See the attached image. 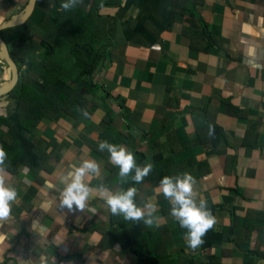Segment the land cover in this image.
<instances>
[{
  "label": "crops",
  "instance_id": "obj_1",
  "mask_svg": "<svg viewBox=\"0 0 264 264\" xmlns=\"http://www.w3.org/2000/svg\"><path fill=\"white\" fill-rule=\"evenodd\" d=\"M26 1L0 0V23ZM118 1L87 0L82 9L91 10L84 23H97L95 32L111 42L92 75L101 86L96 95L105 97L87 118H44L27 134L49 157V172L19 166L8 173L19 195L12 220L0 226L7 234L0 244L4 264H31L41 253L49 264H137L127 249L102 236L121 230L110 224L102 199L90 200L84 211L59 205L62 177L83 159L100 166V176L90 181L94 192L100 183L119 187L105 160L79 138L98 143L108 126L134 136L143 162L158 156L155 174L164 161L174 171H188L200 197L219 206L203 250L188 247L186 229L157 195L159 182L144 200L157 201L160 228L125 221L123 229L136 239L149 233L152 248L150 240L162 234L157 228H166L171 244L165 253L176 264H264V0ZM53 5L35 0L28 19L38 24ZM4 104L2 96L0 115L9 112L3 113Z\"/></svg>",
  "mask_w": 264,
  "mask_h": 264
},
{
  "label": "trees",
  "instance_id": "obj_2",
  "mask_svg": "<svg viewBox=\"0 0 264 264\" xmlns=\"http://www.w3.org/2000/svg\"><path fill=\"white\" fill-rule=\"evenodd\" d=\"M78 4V9L58 11L61 0H54L52 8L44 13L38 24L27 19L22 27L10 28L2 31L6 42H11L10 56L23 69L18 70L16 83L7 93L13 100L11 108L6 115H0V145L8 152V173H14L19 166H25L32 171L44 170L49 172L52 166L49 157L42 152L27 134H33L40 121L44 118L54 120L64 115L71 121L87 118L93 108L97 107L101 97L96 95L101 86L92 78L98 64L108 56L110 40L104 34L96 33L98 26L93 23L85 24V18L91 12H83L84 2ZM112 5H118V0H110ZM118 1V2H117ZM80 8V9H79ZM94 27V28H93ZM105 95L102 97V99ZM101 99V100H102ZM100 100V101H101ZM108 113L106 112L105 115ZM107 125L111 118L103 117ZM220 135V134H219ZM218 135V136H219ZM102 140L112 143H126L137 158V163H143V156L134 149V136L122 135L112 130L110 126L99 135ZM97 155L105 160L110 178L119 186L118 168L109 161L107 152H100L97 142L84 138L79 134ZM217 141L216 136H212ZM158 156L151 157L154 168L143 183L135 184L137 188V203L144 200L145 194L156 186L164 175L180 173L173 170L166 161L160 165L159 174L154 170L159 167L156 163ZM115 174V176H114ZM116 177V178H114ZM159 178V179H158ZM158 179V180H157ZM128 187V185H124ZM212 213L219 206H208ZM166 208H163V212ZM110 224L121 227L119 232L102 233L105 239L117 243L119 247L127 249L137 260V264H176L175 260L168 259L165 249L171 244L167 229L155 241H148L146 233L143 239L134 238L133 231L128 232L122 228L125 222L122 217L110 213ZM250 230V229H248ZM209 230L203 237L204 243L199 247L203 250L209 246L213 237ZM226 231H230L228 228ZM249 234V232H248ZM152 236L153 233H150ZM225 236L219 238L223 240ZM179 256L176 257V260Z\"/></svg>",
  "mask_w": 264,
  "mask_h": 264
},
{
  "label": "clouds",
  "instance_id": "obj_3",
  "mask_svg": "<svg viewBox=\"0 0 264 264\" xmlns=\"http://www.w3.org/2000/svg\"><path fill=\"white\" fill-rule=\"evenodd\" d=\"M82 0H61L58 11L74 9ZM98 151L109 154L110 163L118 168V184L115 190L104 183L96 186L94 192L90 185L93 178L100 176V166L95 159H83L73 164L62 177L63 187L59 189V205L69 211H84L90 200L102 199L113 216L122 217L127 222L143 223L148 228L159 227L158 203L155 199H145L137 203L135 184L143 183L152 172L154 164L150 159L137 163L134 153L124 144H116L108 140H99ZM8 152L0 145V226L11 221L12 205L18 199V190L8 182ZM128 185V187H124ZM49 187H54L49 185ZM159 193L170 204L169 215L186 229V243L195 250L203 243V237L216 224V217L205 199L196 190V179L188 171L174 175H164L159 181ZM51 201H46L50 203ZM7 239V234L0 232V244ZM0 264H4L0 255ZM31 264H49V258L41 253L31 260Z\"/></svg>",
  "mask_w": 264,
  "mask_h": 264
},
{
  "label": "water",
  "instance_id": "obj_4",
  "mask_svg": "<svg viewBox=\"0 0 264 264\" xmlns=\"http://www.w3.org/2000/svg\"><path fill=\"white\" fill-rule=\"evenodd\" d=\"M34 1L35 0H27L26 4L20 12L13 15L10 19L0 23V61H3L6 66L4 79L0 84V96L8 93L11 90V88L16 83L18 77V67L11 60L8 54V47L3 38L1 37V32L6 29L15 28L23 25V23L28 19L32 11Z\"/></svg>",
  "mask_w": 264,
  "mask_h": 264
},
{
  "label": "rangeland",
  "instance_id": "obj_5",
  "mask_svg": "<svg viewBox=\"0 0 264 264\" xmlns=\"http://www.w3.org/2000/svg\"><path fill=\"white\" fill-rule=\"evenodd\" d=\"M8 46H9V48L11 49V42L9 41V44H8ZM2 98V97H1ZM0 98V99H1ZM3 101L5 102V104H4V106H3V113L5 114L8 110H10V108H11V106L10 105H12V103H13V100L8 96V95H4L3 96ZM1 130H4L5 128L3 127V129H2V127L0 128Z\"/></svg>",
  "mask_w": 264,
  "mask_h": 264
},
{
  "label": "flooded vegetation",
  "instance_id": "obj_6",
  "mask_svg": "<svg viewBox=\"0 0 264 264\" xmlns=\"http://www.w3.org/2000/svg\"><path fill=\"white\" fill-rule=\"evenodd\" d=\"M2 33V32H1ZM3 38V40L5 41V43H6V45H7V51H8V54H9V56H10V48H9V46H8V42H6V39L4 38V36L2 37ZM10 58H11V56H10ZM12 60V59H11ZM13 61V60H12ZM14 62V61H13ZM16 65H17V67H18V70H20V69H23L25 66H23L22 68L18 65V63H21V62H19V61H16V62H14ZM2 67H4V68H6V66H5V64L3 63V61H0V72L3 70L2 69ZM0 76H1V73H0ZM3 81V77H2V80H1V82ZM1 82H0V84H1ZM7 94V93H6ZM6 94H3V95H1L0 96V98L2 97V96H4V95H6Z\"/></svg>",
  "mask_w": 264,
  "mask_h": 264
}]
</instances>
